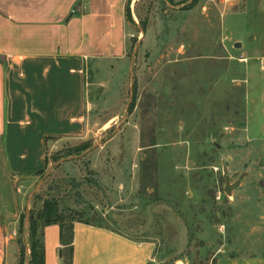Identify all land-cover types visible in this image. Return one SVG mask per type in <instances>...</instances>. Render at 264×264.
Wrapping results in <instances>:
<instances>
[{"label": "rangeland", "instance_id": "rangeland-1", "mask_svg": "<svg viewBox=\"0 0 264 264\" xmlns=\"http://www.w3.org/2000/svg\"><path fill=\"white\" fill-rule=\"evenodd\" d=\"M165 1L126 0L124 61L86 71L85 138L49 140L43 169L17 180L16 264L26 211L39 242L45 203L65 224L154 240L155 264L264 255V0Z\"/></svg>", "mask_w": 264, "mask_h": 264}, {"label": "crops", "instance_id": "crops-1", "mask_svg": "<svg viewBox=\"0 0 264 264\" xmlns=\"http://www.w3.org/2000/svg\"><path fill=\"white\" fill-rule=\"evenodd\" d=\"M126 0H0V264H16L17 180L37 175L47 142L86 136V71L126 57ZM9 228V229H8ZM43 264H63L60 226L41 227ZM154 240L75 222L71 264H155ZM215 264H264L218 251Z\"/></svg>", "mask_w": 264, "mask_h": 264}, {"label": "trees", "instance_id": "trees-1", "mask_svg": "<svg viewBox=\"0 0 264 264\" xmlns=\"http://www.w3.org/2000/svg\"><path fill=\"white\" fill-rule=\"evenodd\" d=\"M126 19H127V8H126ZM131 107V106H130ZM129 107V108H130ZM80 149L75 148L74 151L78 152ZM83 150V149H82ZM68 155H71L69 153ZM44 220L42 226L50 224H58L60 226V241L63 246V264H71V255H72V226L75 222L65 224L62 219L55 216V209L50 203H45V208L39 216ZM83 222V221H76ZM88 223V222H86ZM36 230L37 225L34 224L29 215V264H43V246L41 241H36Z\"/></svg>", "mask_w": 264, "mask_h": 264}, {"label": "water", "instance_id": "water-1", "mask_svg": "<svg viewBox=\"0 0 264 264\" xmlns=\"http://www.w3.org/2000/svg\"><path fill=\"white\" fill-rule=\"evenodd\" d=\"M194 1L195 0H188V2L186 3V5H189L192 2H194ZM166 4H167V2H166ZM167 6H169L170 8H183L185 5L184 6H179V7H173V6H170V5L167 4ZM136 50L137 49H134L133 50V53H136ZM132 69H133V56H132V59L130 61V66H129V70L132 71ZM131 80L133 81V75H132V73H131ZM132 90H133V86H131V88H130V93H131ZM130 103H131V96H130L129 101L127 103V109L129 108ZM125 114H124V116H125ZM86 152H89V150H87ZM64 161L65 160L56 162L55 164H53L51 167L48 168V170L45 172L44 176L42 177V179L40 180V182L38 183V185L36 186V188L29 194V197H28L27 203H26V207H28L31 198L39 190L41 184L43 183V181L45 180V178L48 176V174L50 173V171L54 167H56L59 164L63 163ZM223 180H224V192H225V194H229L233 189H235V188H237L239 186V181H236L233 184H230V180H229V177L227 175H224L223 176ZM25 225H26V229H28V226H29V211L28 210L26 211V214H25ZM27 264H29V262H27Z\"/></svg>", "mask_w": 264, "mask_h": 264}]
</instances>
